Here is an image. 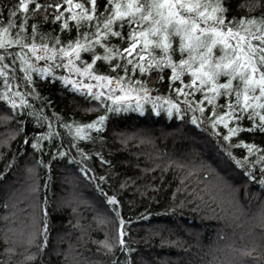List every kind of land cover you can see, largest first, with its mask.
<instances>
[{"label":"trees","instance_id":"obj_1","mask_svg":"<svg viewBox=\"0 0 264 264\" xmlns=\"http://www.w3.org/2000/svg\"><path fill=\"white\" fill-rule=\"evenodd\" d=\"M189 1L209 4L208 11L217 3ZM76 2L91 8L87 0H73ZM107 2L97 0V12L104 11ZM220 2L229 20L264 18V0ZM18 4L19 0H0V27L8 24L9 9L15 10ZM33 8L35 4L30 3L22 30L27 34L26 43L32 42L33 25L38 44L76 37L75 21L62 28L52 18L55 9L32 13ZM66 8L62 4L60 11ZM107 11H112L111 5ZM69 15L71 12H64L63 19ZM24 17L25 12L18 11L13 18L9 31L13 38ZM114 27L127 37V19L122 28L119 22ZM86 30L81 27V35ZM171 40L170 54L178 61L182 58L180 36L173 34ZM107 42L127 46L126 39L110 36ZM7 51L13 55L0 63L12 65L16 60V79L9 84L32 94L24 96L26 106L13 109L4 99L10 91L0 76V264H264V131L252 128L250 111L240 120H228L227 127L217 123L214 128L211 120L228 111L223 107L224 96L216 98L212 116L213 106L207 100L202 101L203 114L194 112L183 96H176L180 81H169L170 67L152 68L143 74L129 67L132 79L143 81L151 96L177 100L180 115L175 110L169 115L164 108L153 112V103L148 101L137 111L132 101L127 110L110 112L101 129H93L89 138L73 140L65 125L87 124L104 110L91 97L63 84L59 79L62 68L55 70V77L33 72L34 83H27L15 57L19 49L10 46ZM149 51L162 54L156 48ZM97 53L102 57L99 45L95 53H81V59L91 62ZM213 55H221L218 46ZM187 56L185 51L183 57ZM35 63L45 64L41 60ZM113 63L116 58L110 62L98 58L93 67L115 76ZM7 71L11 76L13 68ZM228 78L221 74L218 82ZM181 79L190 92L191 75L185 72ZM232 82L242 86L238 76ZM202 95L197 92L188 99L195 103ZM255 122L260 123L258 115ZM236 126L240 130L225 140L228 130ZM38 134L43 136L34 147ZM241 141L255 149L250 152ZM109 196L115 201L109 202Z\"/></svg>","mask_w":264,"mask_h":264},{"label":"snow or ice","instance_id":"obj_2","mask_svg":"<svg viewBox=\"0 0 264 264\" xmlns=\"http://www.w3.org/2000/svg\"><path fill=\"white\" fill-rule=\"evenodd\" d=\"M87 2L91 5L90 9L85 8L84 3H73V0H60L51 4H41L36 0H19L18 8L9 9L8 24L0 27V49H2L0 62L12 56L13 53L7 50L10 46H16L19 51L15 53V57L20 61V68L27 83H34L33 72L41 76L51 74L55 77L57 75L55 70L62 68L65 74L59 76L60 81L65 85H71L75 91L91 97L97 101L98 107L104 110L87 124L73 122L65 125L73 140L89 138V133L93 129H101L110 112L127 110L133 100L137 111H142L143 103L148 101L153 103V112L158 108H164L169 115L173 110L176 111L177 116L180 115V104L177 100L164 98L162 101L159 96H151L150 90L144 86L143 81L139 78L132 79L128 73L129 67L133 72L138 68L142 74L152 68L170 67L169 81H180V87L175 89L176 96L178 98L183 96L184 103L189 104L190 110L194 112L199 111L203 114L205 105L202 101L207 100L213 106V112L209 113V116H212L216 111V98L224 96L223 107L228 111L211 120L214 128L217 123L227 127L228 120H240L250 111L252 128L264 131V111H260L264 110V18L241 17L239 22L234 19L229 20L224 14L226 10L220 0L211 6V11H208L210 5L207 3H188L185 0H145V2L124 0L123 3L120 0H116L115 3L113 0H108L104 4V11L97 12V0H87ZM30 3L35 4V8L31 9L32 13L41 9H55L56 14L52 18L60 21L62 28L68 27V21H75L76 37L66 42H61L57 38L50 44H38L34 39L38 35L36 25H33L32 42L26 43L27 34L22 30L25 28ZM62 4H67L64 12H71L66 20L63 19L64 12L60 11ZM110 5L112 11L108 12ZM18 11H24L25 17L21 19L13 38L9 31L13 27V18ZM182 11L188 14H182ZM192 12L196 13V18L191 15ZM125 19L129 26L127 37L114 27V24L119 22L122 28ZM93 20L96 21L95 24L91 23ZM81 27H87L89 30L81 35ZM173 34L180 36L179 51L182 58L178 61L173 60L170 54L173 51L171 40ZM110 36L126 39L127 46L122 48L117 44L108 43ZM45 38L46 35L42 36V39ZM253 40L258 43H253ZM98 45L103 48L102 57L97 53L92 55L91 62L81 59V53H95ZM141 45L142 47L138 48ZM217 46L221 51L218 57L213 55V49ZM150 48L159 49L162 54L157 56L149 51ZM185 51L188 52L187 57H183ZM29 52L31 56L28 55ZM33 57L35 60L32 59ZM98 58L109 62L116 58V63L111 64V69L118 74L113 76L97 72L93 66ZM146 59L147 63H145ZM39 60H45V64L37 65L35 61ZM15 64V59L12 65L0 63V76L4 78L6 90L11 88L9 80L16 79ZM81 64L83 67H80ZM9 67L13 68L11 76L7 71ZM185 72L191 75V80L187 83L190 92L185 91L186 85L181 79ZM221 74L227 75L228 80L218 82ZM237 76L242 81V86L233 84V77ZM197 92H202L203 95L199 101L192 103L188 97ZM31 94L17 91L11 96L5 95L4 99L8 100L15 109L26 106L28 102L24 96ZM233 94L235 99H232ZM256 115L259 116V124L255 122ZM192 122L197 123L195 115L192 117ZM51 128L50 120L49 134ZM239 130V126L230 128L224 139L228 140ZM42 136L43 134H38L33 140L34 147L38 146L37 141ZM241 143L245 144L250 152L255 149L253 144L244 141ZM53 151L60 155L64 154L59 150ZM261 168L264 171V157L261 158ZM248 175L250 179H254L250 173ZM261 182L264 183V176L261 177ZM108 201H115V197L109 196ZM119 243L123 246L124 240L120 239Z\"/></svg>","mask_w":264,"mask_h":264},{"label":"rangeland","instance_id":"obj_3","mask_svg":"<svg viewBox=\"0 0 264 264\" xmlns=\"http://www.w3.org/2000/svg\"><path fill=\"white\" fill-rule=\"evenodd\" d=\"M123 2H124V0H123ZM185 2H190V1H189V0H185ZM185 13H187V12H186V11H182V14H185ZM193 17L196 18V15L193 16ZM218 47H219V46H218ZM219 48H220V47H219ZM41 62H45V60H41ZM80 67H81V66H80ZM61 74H62V75L65 74V73H64V70H63V73H61ZM62 75H61V76H62ZM15 88H16V87L13 88V87L11 86V88H10V90H9V91H10V94H9L10 96L12 95L13 92H17V90H15ZM133 101H135V100H133Z\"/></svg>","mask_w":264,"mask_h":264}]
</instances>
